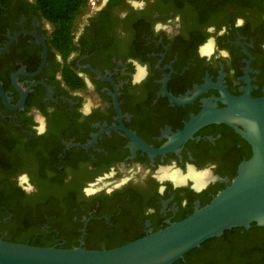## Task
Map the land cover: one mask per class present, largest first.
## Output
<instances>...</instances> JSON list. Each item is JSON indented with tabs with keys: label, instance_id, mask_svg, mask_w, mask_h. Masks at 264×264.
<instances>
[{
	"label": "flooded vegetation",
	"instance_id": "af4514ba",
	"mask_svg": "<svg viewBox=\"0 0 264 264\" xmlns=\"http://www.w3.org/2000/svg\"><path fill=\"white\" fill-rule=\"evenodd\" d=\"M133 61L148 66L136 84ZM243 95L264 96V0H0V239L107 250L183 220L251 148L220 122L181 133ZM181 264H264V227L226 230Z\"/></svg>",
	"mask_w": 264,
	"mask_h": 264
},
{
	"label": "water",
	"instance_id": "95a60500",
	"mask_svg": "<svg viewBox=\"0 0 264 264\" xmlns=\"http://www.w3.org/2000/svg\"><path fill=\"white\" fill-rule=\"evenodd\" d=\"M226 107L208 109L189 121L187 139L213 122L231 126L251 148L236 175L210 202L179 222L107 250L37 247L0 239V264H173L208 239L251 223L264 227V96L227 97ZM239 125L242 129H238Z\"/></svg>",
	"mask_w": 264,
	"mask_h": 264
},
{
	"label": "clouds",
	"instance_id": "9594fccd",
	"mask_svg": "<svg viewBox=\"0 0 264 264\" xmlns=\"http://www.w3.org/2000/svg\"><path fill=\"white\" fill-rule=\"evenodd\" d=\"M244 21L243 19L238 18L236 21V26L241 27L243 25ZM208 32H214V27H209L207 29ZM226 32V29H221V32L218 33V35H223ZM217 45L216 40L214 36H209V38L204 42V44L200 45L198 48V52L201 57H207L208 59H211V57L216 53ZM223 57L225 59L230 58L229 53L226 49H221L219 52V57ZM134 66L137 68V75L133 78V83H140L148 76V66L146 64L141 65L137 61H133ZM44 132L43 128L38 129V134H42ZM189 168H194V165H188ZM211 167H215V165H212ZM204 171H209L208 169H205ZM17 184L18 186L25 191L26 193L31 194L33 191H35L34 186L30 183V178L28 177L27 173H22L17 178ZM159 193L163 195V192L165 189L161 187L158 189ZM85 194L88 195V189H85ZM151 211V210H149Z\"/></svg>",
	"mask_w": 264,
	"mask_h": 264
},
{
	"label": "trees",
	"instance_id": "16d2710c",
	"mask_svg": "<svg viewBox=\"0 0 264 264\" xmlns=\"http://www.w3.org/2000/svg\"><path fill=\"white\" fill-rule=\"evenodd\" d=\"M21 228H24L23 226L22 227H18L17 230H10L8 232V235H13L15 238H18V239H23L25 237V233H24V229H21ZM33 246H36L33 244ZM197 250V248L189 251L188 253H186L183 257H186L192 253H194L195 251ZM174 264H181V260H177L174 262Z\"/></svg>",
	"mask_w": 264,
	"mask_h": 264
},
{
	"label": "bare ground",
	"instance_id": "6f19581e",
	"mask_svg": "<svg viewBox=\"0 0 264 264\" xmlns=\"http://www.w3.org/2000/svg\"><path fill=\"white\" fill-rule=\"evenodd\" d=\"M170 178H172L174 181H182L184 180L185 177H188L190 179H192L194 181L195 184H200L201 180L199 176H196V174L193 173H188L185 177H179V175L177 173H171Z\"/></svg>",
	"mask_w": 264,
	"mask_h": 264
}]
</instances>
